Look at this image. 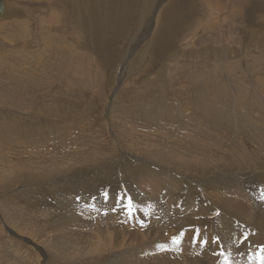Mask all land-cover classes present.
<instances>
[{
    "label": "rangeland",
    "instance_id": "rangeland-1",
    "mask_svg": "<svg viewBox=\"0 0 264 264\" xmlns=\"http://www.w3.org/2000/svg\"><path fill=\"white\" fill-rule=\"evenodd\" d=\"M3 2L6 4L5 8H3ZM0 6H2L0 11V147L3 145L5 149L7 143L4 152L0 148V171L2 170L0 177L7 174V178L3 176L4 180L0 178V186L2 185L0 188V215L2 214L0 216V248L5 239L12 238L15 242H20V246L24 243V246H18V249H21L20 256L24 260L0 251L8 257L1 255L0 264H16L19 261L20 264H106L111 259L113 251L117 250L113 245L116 239L121 243L124 242L125 246L123 249L119 247L118 251L127 257H130L129 248H141L142 245H147V248L137 250L132 257L136 264H147L146 260L151 264H160L163 261L162 256H166L168 249L177 253L182 250L186 252V255L187 253H204L212 256L213 260L200 261L201 258H199L194 261L197 262L196 264H220L221 249L216 243L215 233L216 229L222 226L221 223H227L225 230L231 231L236 236V243L246 245L252 240L251 236L259 231L255 223L256 218L253 224L248 225L216 209L200 195L198 189V185L200 186L205 178L213 180L215 186L218 183L232 186L235 181H242L247 186L255 185L252 188H258L257 193L264 197L262 182L264 170L250 173L247 169H241V167L238 169L231 164L226 165L227 162L223 163V160H226L225 157L222 163L218 160L219 156L223 157L221 152L224 153L231 146V138L218 139L221 143H217V137H213L214 133L210 125H207L206 133H198L196 130L199 140L204 144L208 143L213 151L208 149L209 153L205 155L210 159L208 169H192L189 166H176L171 162L164 165L155 159H150L149 155L157 151V147L162 149L161 136L167 130L164 129V123L159 118L156 119L159 126L157 129L163 130L160 135L159 132L148 133V131H139L131 127L138 124L133 119L138 117V112L155 115L168 110L174 114L181 113V116L191 114V108L194 106L191 105V100L196 98L197 102L200 100L198 102L201 103L200 105L206 104L205 98L201 101L203 96L221 105L225 103V99L232 96L225 97L213 91L225 85L229 90L234 86H241L240 94L245 97L241 95L240 98L243 100L238 99V110L249 107L254 109L258 105L256 99L264 100L262 89L264 87V0H0ZM250 85L255 88L256 96H252L250 91L253 87ZM186 90H190L191 93L189 91L187 93ZM238 94L236 92L233 97H239ZM185 96L193 97V99H187ZM247 99L253 100L248 102ZM239 103L250 106L240 107ZM250 114L256 117L261 115H257L255 111H244V114L240 116L244 120ZM80 119L85 120V123L89 122V124L86 123L88 131L85 130L86 124L83 126L76 122ZM128 119L131 120L128 121ZM257 119L261 120L260 117ZM117 122L120 124L118 125ZM63 123H67V127L75 125L81 130L72 132V128H69L63 132L64 128L61 125ZM241 123L243 124L244 121ZM251 123V126L244 123L245 131H250L252 125L253 129L264 126L261 122ZM228 124L230 127L233 126L229 132L235 130L234 134L229 135L239 137L242 127H238L241 130L237 131L234 125ZM38 127L41 129H37ZM50 127H54L55 132ZM94 128L96 133H93ZM89 129L95 134V138L88 134ZM123 129L125 132L122 136L120 130ZM58 130L64 133L65 138L67 136L68 139H73L69 140L73 148L67 150L68 158L66 159L60 158L65 152L59 151L58 148L57 141L61 142L58 138ZM81 131L83 132L80 133ZM217 135L227 136L228 133ZM39 136L43 138L39 140ZM140 137H143L145 143ZM32 140L36 141V144L39 141V147ZM172 141L175 142V139H166L165 143L173 144ZM241 141L238 139L235 143ZM30 145L35 149L43 147L44 150L42 149V152L35 150ZM136 146H139V150ZM141 151L142 153H139ZM137 154L141 155L137 156ZM25 157L32 158V162L36 160L31 165L40 172L37 173L39 176L34 173L37 176L33 177L36 182H26L25 179H21L19 183L6 184L8 176L10 179L19 176V169L21 170L19 162H22ZM14 161H17V165ZM150 162L151 165H149ZM61 165L64 166L61 168ZM161 165L166 171H172L178 179L191 184L194 190L173 194L169 198L166 195H157L152 199L141 198L134 184L135 174L142 172V168L148 171L159 170L162 168ZM29 166L28 164L25 168ZM46 168L47 172H45ZM125 170L129 173L126 172V174ZM120 171H123V176ZM178 172L183 173L180 176ZM201 172L205 174L200 176ZM80 179L84 180V183ZM56 182L59 184L58 187ZM67 197L73 198L69 199L71 203L66 201ZM94 199L102 200L103 205H97ZM129 199L132 205L131 214L128 209ZM39 201L41 204H38ZM66 206L68 207L65 208ZM67 213L70 215H65ZM111 219L116 223L114 224L116 227L112 226V235L108 233L103 236L96 231L101 230L98 227L104 225L102 222ZM66 220L69 221V225ZM92 220L98 222L97 225L91 222L92 227L88 226L84 235H87L88 231L92 232L91 239L98 238L99 245L108 247L104 253L93 252V255L89 248L76 249L75 247L73 254L70 250L66 251L70 256H62L55 251L57 247L50 249L51 240L54 239L52 237L57 235L60 227L75 226L80 222L85 224ZM149 225L154 227L152 231L149 230ZM54 232L57 233L54 234ZM47 233H50L51 237ZM143 233L151 236L146 240L147 242H142V239L147 236ZM173 237L180 238L178 245L172 243ZM41 242H43V248ZM83 259L85 260L82 261Z\"/></svg>",
    "mask_w": 264,
    "mask_h": 264
},
{
    "label": "bare ground",
    "instance_id": "bare-ground-1",
    "mask_svg": "<svg viewBox=\"0 0 264 264\" xmlns=\"http://www.w3.org/2000/svg\"><path fill=\"white\" fill-rule=\"evenodd\" d=\"M121 1V0H120ZM7 1H5L6 3ZM75 2V1H74ZM80 2V1H79ZM3 2V8L6 7V4ZM84 3V2H83ZM82 4V3H80ZM42 6V5H41ZM40 7V6H39ZM39 10V9H38ZM38 17V16H37ZM142 31V30H141ZM138 32V31H137ZM143 32V31H142ZM141 32V33H142ZM144 34V33H142ZM139 35V34H138ZM148 35V34H147ZM264 36V35H263ZM136 37V36H135ZM134 37V38H135ZM139 39V38H138ZM137 39V40H138ZM141 40L142 39H145V38H140ZM146 43V41L144 42V44ZM149 43V41H148ZM183 59V58H182ZM251 64V63H250ZM242 66V65H241ZM253 67V66H252ZM262 68V67H261ZM233 70V69H232ZM261 70V69H260ZM223 71V70H222ZM235 73V72H234ZM233 73V74H234ZM223 74V73H222ZM230 74V73H228ZM244 74V73H243ZM248 75V74H247ZM221 76V75H220ZM226 76V75H225ZM231 76V74H230ZM229 76V77H230ZM250 76V75H249ZM215 77V75H214ZM227 77V76H226ZM222 78V77H221ZM232 78V77H231ZM234 78V76H233ZM227 79V78H226ZM233 80V79H232ZM224 81V80H223ZM226 82V81H225ZM229 82V81H228ZM196 83V82H195ZM156 84V83H155ZM194 84V83H193ZM217 84V83H216ZM158 85V84H157ZM163 85V83L161 84ZM206 85V84H205ZM203 85V87L205 86ZM212 85V84H211ZM210 85V86H211ZM215 85V84H214ZM225 85V83H224ZM202 86V85H201ZM251 86V85H250ZM248 86V87H250ZM164 87V86H163ZM197 87V86H196ZM219 87V86H218ZM235 87V86H234ZM232 87L230 90L227 89L226 85L225 87H219L218 89H215L213 91V93H218L220 95H223V96H232V98H227L225 99V103L223 104H216V102H213V101H210L207 99V97L203 96V98H199L201 99V101L205 98V102L206 104H202L200 105L198 102H197V99L194 97L193 94V97L195 99L192 98H189V94L187 96H185L187 99H193L191 100L193 102H190L191 105L193 106V108H191V114H188V112H185L187 113L188 115L186 116H181V113L179 114H174L168 110H164L163 108V112L160 113V114H155V115H150L148 113H140L138 112V117H134L133 119L136 120V122H138L137 126L134 125L135 127H131V128H135L137 130H141V131H148L149 132H159L158 134L160 135V133L162 134V131H159L157 129V126H158V123L156 121V119H160L163 123H164V129L166 128L167 130L164 131L165 133L162 134L161 136V140L163 142L162 146L161 147L162 149L160 150V147L157 149L159 150V152L155 151L153 154L151 153V156L149 155V153H147V155H149L150 159H155L157 160L159 163L161 162L162 164H166L167 162H171L173 163L174 165L176 166H189L190 168L194 169V168H201V169H208L207 167L210 165L209 164V157L205 156L209 153V151H207L208 149L212 152V147L207 143V144H204L201 140H199V137L197 135V131L198 133H206V127L207 125H210L211 126V131L214 133V136L213 137H217V143H221V141H219L218 139H225L227 137L231 138V141H230V147L229 149H226L224 153L221 152V155H223V157L219 156V161H221L220 163H222V159L225 157L226 160H223V163L227 162L226 165L228 164H231V165H235L238 169L241 167V169H247L249 171L247 172H250V173H253L252 171H256V170H264V126L262 128H259V127H256V129H253V125L252 127L250 128L251 130L248 131L244 129L243 125H245L244 123L246 122V125L247 124H252L251 122L255 121L259 124V122L262 123V125L264 124V100H255V97H254V100L257 101V106L253 109V108H250L249 106L250 105H242L239 103V106H247L249 107L248 109H244L243 110H238V99H242L240 98L241 95L243 94H240L241 91H242V88L241 86H236L235 88ZM253 87V86H251ZM160 88V87H159ZM158 88V89H159ZM199 88V87H198ZM209 88V87H208ZM230 88V87H229ZM234 88V89H233ZM182 89V88H181ZM207 89V88H206ZM246 89V88H245ZM264 90V87L262 88ZM197 90V89H196ZM199 90V89H198ZM203 90V89H202ZM200 90V91H202ZM210 90V89H209ZM249 90H251L249 88ZM181 91V90H180ZM187 91V90H186ZM189 93L190 90H188ZM187 91V93H188ZM239 93L238 96L239 97H233V95L235 93ZM250 92H252V96L255 95L256 96V90L255 88L253 87V90H251ZM226 93V94H224ZM244 93V92H243ZM249 93V92H248ZM183 94V93H182ZM185 94V93H184ZM183 94V95H184ZM195 94V93H194ZM197 94V93H196ZM212 94V93H211ZM250 95V94H249ZM209 96V95H208ZM244 96V95H243ZM177 97V96H176ZM180 97V96H178ZM197 97V96H196ZM224 97V98H225ZM245 97V96H244ZM209 98V97H208ZM222 98V97H221ZM257 98V97H256ZM207 99V101H206ZM232 99V101H231ZM259 99V98H258ZM216 100V99H214ZM243 100V99H242ZM253 100V99H251ZM250 100V101H251ZM178 101V100H177ZM186 101V100H185ZM188 101V100H187ZM196 101V102H195ZM219 101V100H218ZM224 101V100H223ZM222 101V102H223ZM248 102L249 99H247ZM156 102V101H155ZM167 102V101H166ZM183 102V101H182ZM220 102V101H219ZM240 102V100H239ZM242 102V101H241ZM140 103V102H139ZM221 103V102H220ZM242 103H245L242 102ZM67 104V103H66ZM169 104V103H168ZM176 104V103H175ZM186 104V103H185ZM198 104V105H197ZM249 104V103H248ZM71 105V104H70ZM136 105V104H135ZM158 105V104H157ZM165 105V104H164ZM163 105V106H164ZM172 105V104H171ZM181 105V104H179ZM197 105V106H195ZM138 106V105H137ZM140 106V105H139ZM138 106V107H139ZM237 106V107H236ZM133 107V106H132ZM155 106H151V108H154ZM161 107V105L159 106ZM158 107V108H159ZM156 108V107H155ZM177 108V106H176ZM180 108V107H178ZM238 108V109H237ZM135 109V108H134ZM162 109V108H160ZM167 109V108H166ZM128 110V109H127ZM130 110V109H129ZM157 110V109H156ZM175 110V108H174ZM136 111V110H135ZM177 111V109L175 110ZM180 111V110H178ZM243 111V112H242ZM244 111H255L257 115H259L258 117L261 118V120L257 119L258 117L254 116L253 114H250L248 115V117H246V119L242 120V117L240 116V114L242 115V113L244 114ZM160 112V111H159ZM158 112V113H159ZM182 112H184L182 110ZM133 113H134V110H133ZM251 113V112H250ZM77 114V113H76ZM121 114V113H120ZM183 114V113H182ZM246 114V113H245ZM78 115V114H77ZM116 115V114H115ZM124 115V114H123ZM121 115V116H123ZM81 116V115H80ZM247 116V115H246ZM36 117V116H35ZM120 117V116H119ZM21 118V117H20ZM64 118V117H62ZM86 118V117H85ZM88 118V117H87ZM112 118V117H111ZM117 118V117H116ZM131 118V117H130ZM72 119V118H70ZM114 119V118H113ZM126 119V118H125ZM58 120V119H57ZM64 120H66L64 118ZM63 120V122H64ZM131 120V119H128V121ZM43 121V120H42ZM45 121V120H44ZM87 121V120H86ZM241 121H244V123L242 124ZM32 122V121H30ZM41 122V121H40ZM53 122V121H52ZM60 121H58L59 123ZM78 124H82L84 126L85 123V120L81 121H76ZM116 122V121H115ZM135 122V123H136ZM28 123V122H27ZM36 123V122H35ZM42 123V122H41ZM47 123V122H46ZM50 123V122H49ZM57 123V124H58ZM118 123V122H117ZM232 124L234 125V129H240L242 127V132H240V136H235V135H229L231 133L234 134V131H230V129L233 128L228 126L229 124ZM34 124V123H33ZM44 124V123H43ZM65 124V125H63ZM61 124L62 125V128H64V131H67L69 130V128H72V132H78L79 130L81 129H77L75 127V125H70V126H66L67 123H63ZM89 124V122L87 123ZM87 124L85 126V130L87 129ZM91 124V123H90ZM120 123H118L119 125ZM162 124V123H161ZM228 124V125H227ZM23 125V123H22ZM24 125H25V122H24ZM30 125V124H29ZM42 125V124H41ZM40 125V126H41ZM46 125V124H44ZM56 125V124H55ZM59 125V124H58ZM101 125V124H100ZM111 125V124H110ZM113 125V124H112ZM115 125V124H114ZM132 124H130L131 126ZM261 125V126H262ZM47 126V125H46ZM53 126V125H51ZM98 126V125H97ZM117 126V125H116ZM122 127V125H120ZM125 126V125H124ZM128 126V125H127ZM251 126V125H250ZM159 127V126H158ZM240 127V128H238ZM249 127V126H248ZM246 127V128H248ZM51 128V127H50ZM54 128V127H53ZM53 128H51L53 130ZM57 128V127H56ZM67 128V129H65ZM79 128V127H78ZM99 128V127H98ZM208 128V127H207ZM37 129H41V128H37ZM48 129V128H47ZM58 129V128H57ZM59 129H60V126H59ZM116 129V128H115ZM120 129V128H119ZM124 129H127V128H124ZM123 130H120V133L121 135L123 134V132H125ZM36 130V129H35ZM91 129H89V132L88 134L90 136H94L95 138V134H93L94 132L96 133V128H94V131L93 133L90 131ZM197 130V131H196ZM241 130V129H240ZM54 131V130H53ZM88 131V129H87ZM114 131V130H113ZM248 131V133H247ZM55 132V131H54ZM59 132V137L57 135L58 138L61 139V142H58L57 141V144H59V151L61 150V152H65L63 153L60 158H68V153H67V150H69L70 148H73L72 147V144L69 142V140L71 139H68L69 137L66 136V138L64 137V133L61 131V130H58ZM83 131H81L80 133H82ZM131 132V131H130ZM134 132V130H133ZM132 132V133H133ZM136 132V131H135ZM46 133V132H45ZM50 133V132H49ZM47 133V134H49ZM52 133V132H51ZM85 133V132H84ZM138 133V131H137ZM141 133V132H139ZM224 134V133H228V135H217V134ZM237 133V132H235ZM247 133V134H246ZM37 134V133H36ZM72 134V133H71ZM131 134V133H130ZM144 134V133H142ZM43 135V134H42ZM45 135V134H44ZM52 135V134H50ZM54 135V134H53ZM55 135V136H56ZM127 135V134H126ZM139 135V134H138ZM145 135V134H144ZM147 135V134H146ZM238 135V134H237ZM69 136H72L69 134ZM103 136V135H102ZM120 136V135H119ZM123 136V135H122ZM136 136V135H135ZM134 136V137H135ZM155 136V135H154ZM202 136V134H201ZM5 137V136H4ZM27 137V136H26ZM40 137V136H39ZM42 137V136H41ZM41 137L39 138V140H41ZM53 137V136H52ZM98 137V135H97ZM129 137V136H128ZM131 137V136H130ZM143 137H146V136H143ZM143 137L141 139H143ZM151 137V136H150ZM166 139H175V142L172 141L173 144H169V143H165V138ZM8 138V136L6 137ZM6 138H5V141H6ZM43 138V137H42ZM45 138H47L45 136ZM56 138V137H55ZM55 138H54V141H55ZM65 138V139H64ZM73 138H76V137H73ZM84 138V137H83ZM90 138V137H88ZM116 138V137H115ZM122 138V137H121ZM133 138V137H131ZM130 138V139H131ZM136 138V137H135ZM152 138V137H151ZM158 138V137H157ZM208 138V137H207ZM26 139V138H25ZM34 139V138H33ZM64 139V140H63ZM80 139V138H79ZM137 139V138H136ZM159 139V138H158ZM238 139H241L242 141L244 142H236L235 143V140H238ZM43 140V139H42ZM53 140V138H52ZM57 140V139H56ZM59 140V139H58ZM73 140V139H72ZM106 140V139H105ZM125 140V139H124ZM127 140V138H126ZM134 140V138H133ZM147 140V139H145ZM151 140V139H150ZM149 140V141H150ZM154 140V139H153ZM45 141V140H44ZM60 141V140H59ZM78 141V140H77ZM88 141V140H87ZM92 141V140H91ZM101 141V140H100ZM122 141V140H121ZM135 141V140H134ZM139 141V140H138ZM144 142V139L142 140ZM158 141V140H156ZM155 141V142H156ZM169 141V140H167ZM8 142V140H7ZM29 142V141H28ZM33 142V140H32ZM36 142V141H35ZM33 142V143H35ZM39 142V141H38ZM38 142H37V147L38 146ZM118 142V141H117ZM120 142V141H119ZM136 142V141H135ZM214 142V141H213ZM212 142V143H213ZM49 143V142H48ZM46 143V144H48ZM81 143V142H80ZM79 143V145H80ZM85 143V142H84ZM89 143V142H88ZM103 143V142H102ZM116 143V142H115ZM138 143V142H137ZM145 143V142H144ZM149 143V142H148ZM147 143V144H148ZM42 142L39 143V145L41 146ZM50 144V143H49ZM77 144V143H75ZM86 144V143H85ZM117 144V143H116ZM115 144V145H116ZM125 144V142H124ZM153 144V143H152ZM34 145V144H32ZM30 145V146H32ZM129 145V144H128ZM139 145V143H138ZM145 145V144H144ZM43 146V145H42ZM47 146V145H46ZM50 145H48L49 147ZM56 147L58 145H55ZM88 146V145H87ZM99 146V145H98ZM114 146V145H112ZM123 146V145H122ZM142 146V145H141ZM140 146V147H141ZM149 146V145H148ZM159 146V145H158ZM161 146V145H160ZM218 145L215 143V147H217ZM234 146V147H233ZM34 148V146H32ZM111 147V146H110ZM116 147V146H115ZM114 147V148H115ZM137 147V146H136ZM139 147V146H138ZM137 147V149H138ZM144 147V146H143ZM155 147V146H154ZM2 152H4V150H6L7 148V143L5 145V149L3 148V145L0 147ZM52 148V147H51ZM92 148V147H90ZM117 148V147H116ZM129 148V147H128ZM127 148V149H128ZM222 148V147H221ZM35 149V148H34ZM37 150H41L42 152V149L40 147L39 148H36ZM35 149V150H36ZM81 149H83L81 147ZM80 151H83L81 150ZM95 149V148H94ZM126 149V148H125ZM130 149H133L130 147ZM136 149V148H135ZM134 149V150H135ZM147 149V148H146ZM44 150V149H43ZM55 150V148H54ZM57 150V149H56ZM73 150V149H72ZM89 150V149H88ZM139 150V149H138ZM137 150V151H138ZM148 150V149H147ZM150 150V149H149ZM31 151V150H30ZM34 151V150H33ZM49 153L50 151L47 150ZM53 151V150H52ZM79 151V150H78ZM98 151V150H97ZM114 151V150H113ZM128 151H132V150H128ZM145 151V150H144ZM153 151V150H152ZM161 151V152H160ZM40 152V151H39ZM44 152V151H43ZM96 152V151H95ZM135 152V151H134ZM74 153V152H73ZM133 153V152H132ZM139 153H142L139 152ZM146 153V152H145ZM28 154V152H27ZM26 154V155H27ZM32 154V153H31ZM48 154V153H46ZM51 154V153H50ZM61 154V153H60ZM77 154V153H76ZM95 154V153H94ZM121 154V153H120ZM134 154V153H133ZM144 154V153H143ZM142 154V155H143ZM30 155V154H29ZM36 155V154H35ZM43 155V154H42ZM53 155H54V152H53ZM58 155V154H57ZM103 155V154H102ZM105 155V154H104ZM138 155H141V154H137ZM145 155V154H144ZM146 155V156H147ZM37 156V155H36ZM38 156H41V155H38ZM50 156V155H49ZM210 156V155H209ZM21 157V156H20ZM32 157V156H31ZM57 157V156H56ZM106 157V156H104ZM136 157V156H135ZM142 157V156H141ZM144 157V156H143ZM148 157V158H149ZM213 157V156H212ZM218 157V156H216ZM42 158V157H41ZM55 158V157H54ZM70 158V157H69ZM134 158V157H133ZM138 158V157H137ZM147 158V159H148ZM32 159V158H31ZM31 159L28 157H25L24 160L22 162H19L21 163L20 167H21V170L19 169V176H15L13 177V179H10V176H8V179L6 180V184L10 183V182H20L21 179H25L26 182L28 181H32V183L36 182L35 178L33 177H37L34 175V173H40L38 172L39 170H37L36 168H34L33 165L35 163L36 160H34V162L31 161ZM78 159V158H77ZM103 159V158H102ZM107 159V158H105ZM129 159V158H128ZM144 159V158H142ZM148 159V160H150ZM215 159V158H214ZM213 159V160H214ZM33 160V159H32ZM45 160V159H44ZM76 160V159H75ZM74 160V161H75ZM52 161V159L50 160ZM68 161V160H67ZM72 161V160H70ZM73 161V162H74ZM26 162V164L24 163ZM44 162V161H43ZM90 161H88L89 163ZM98 162V161H97ZM149 162V161H148ZM152 162V161H151ZM151 162L149 165H151ZM216 163H218L216 160H215ZM1 163V161H0ZM14 163H16L17 165V161ZM12 163V164H14ZM37 163V162H36ZM40 163V162H39ZM42 163V162H41ZM49 163V161H48ZM57 163L59 164V161H57ZM67 163V162H66ZM106 163V162H105ZM154 163V162H153ZM157 163V162H156ZM28 164L30 165L29 168H25L26 166H28ZM143 164V163H141ZM6 165V164H5ZM11 165V164H10ZM69 165V164H67ZM110 165V164H109ZM148 165V164H146ZM154 165V164H153ZM152 165V166H153ZM173 165V167H174ZM14 166V165H13ZM57 166V165H55ZM54 166V167H55ZM62 166L64 165H61V168ZM72 166V165H71ZM74 166V165H73ZM72 166V167H73ZM121 166V165H120ZM137 166V164H136ZM144 166V165H143ZM162 166V165H161ZM217 166V165H215ZM221 166V165H220ZM223 166V165H222ZM4 167V166H3ZM9 167V166H8ZM42 167V166H41ZM46 167V165H45ZM66 167V166H65ZM71 167V168H72ZM80 167V166H79ZM84 167V166H82ZM86 167V166H85ZM146 167V166H145ZM149 166H147L148 168ZM212 167V166H211ZM229 167V166H228ZM15 168V166H14ZM56 168V167H55ZM64 168V167H63ZM67 168V167H66ZM163 168V169H162ZM161 169L159 170H152L151 171H148L146 170V168H142V172L140 171L139 173L135 174V178H134V184H136V187L138 189V193L140 196H142L141 198L143 199H152L154 196H157V195H166L168 198L173 195V194H179L183 191H193L194 188H192L191 184H187L185 181L183 182L182 180L178 179L177 177H175V174L173 173L172 174V171H166L164 166H162ZM233 168V167H232ZM7 169V168H6ZM36 169V170H34ZM116 169V168H115ZM127 169V168H126ZM15 170V169H14ZM45 170V169H43ZM53 169H51L52 171ZM82 170V169H81ZM138 170V169H137ZM136 170V171H137ZM174 170V169H173ZM176 170V169H175ZM188 170V169H187ZM7 171V170H6ZM61 171V170H60ZM69 171V170H68ZM77 171V169H76ZM75 171V172H76ZM195 171V170H194ZM201 171V170H200ZM260 171V172H261ZM2 172V170L0 171ZM47 172V168H46V171ZM49 172H50V169H49ZM74 172V171H73ZM72 172V174H73ZM121 172V171H120ZM123 172V171H122ZM121 172V173H122ZM128 172V170H125V173ZM197 172V171H196ZM235 172V171H234ZM67 173V172H66ZM70 173V172H68ZM78 173V171H77ZM129 173V172H128ZM180 172H178L179 174ZM183 173V172H181ZM181 173H180V176H181ZM246 173V172H245ZM244 173V174H245ZM3 174V173H2ZM6 174V172H5ZM62 174V172H61ZM127 174V173H126ZM131 174V173H130ZM203 174H205L204 172L202 173L201 172V175L202 176ZM208 174V173H207ZM212 174V173H211ZM211 174H209L211 176ZM229 174V173H227ZM234 174V173H233ZM259 174V173H258ZM256 174V175H258ZM264 174V173H262ZM7 175V174H6ZM6 175L4 176V178H7ZM10 175V174H9ZM39 176V174H37ZM50 175V174H49ZM48 175V177H49ZM54 176V174H51ZM60 175V174H59ZM124 174L122 173V176ZM208 175V176H209ZM214 175V174H213ZM212 175V176H213ZM248 175V174H246ZM255 175V174H254ZM3 176L1 179H3ZM47 176V175H46ZM66 176V175H65ZM77 176V175H76ZM197 176V175H196ZM199 176V175H198ZM207 176V177H208ZM220 176V175H219ZM223 176V175H222ZM261 176V175H259ZM42 177V176H41ZM43 180V178H41ZM60 177V176H58ZM63 177V175H62ZM67 177V176H66ZM82 177V176H80ZM183 177V176H182ZM217 177V176H216ZM225 177V176H224ZM224 177H220V178H224ZM243 177V176H242ZM253 177V176H252ZM184 178V177H183ZM205 178V177H204ZM214 178V177H213ZM219 178V179H220ZM237 178V177H236ZM251 178V177H250ZM255 179H257L256 177H254ZM263 178V177H261ZM47 179V178H45ZM67 179V178H66ZM75 179V178H74ZM187 179H189L187 177ZM186 179V180H187ZM4 180V179H3ZM65 180V179H64ZM69 180V179H68ZM81 180V179H80ZM185 180V179H184ZM190 180V179H189ZM200 180V179H199ZM203 180V179H202ZM216 180V179H215ZM222 180V179H221ZM228 180V179H226ZM264 180V179H263ZM262 180V182L264 183V181ZM1 181V180H0ZM41 181V180H39ZM54 181V180H53ZM67 181V180H66ZM70 181V180H69ZM72 181V180H71ZM83 183H84V180H81ZM80 181V183H81ZM91 181V180H90ZM93 181V180H92ZM136 181V182H135ZM198 181V180H197ZM218 181V180H217ZM232 181V180H230ZM234 181V179H233ZM254 181V180H253ZM259 181V180H257ZM3 182V181H2ZM51 182V181H50ZM77 182V180L75 181ZM192 182H193V179H192ZM229 182V181H228ZM57 183V182H56ZM105 183V182H104ZM191 183V182H190ZM223 183V182H222ZM251 183V182H250ZM258 183V182H257ZM5 184V183H4ZM24 184V183H23ZM102 184V183H101ZM248 184V183H247ZM260 184V183H259ZM262 184V183H261ZM18 185V184H17ZM58 183H57V187H58ZM69 185V183H68ZM78 185V184H76ZM98 185V184H97ZM216 185V184H215ZM214 185V181L213 180H206V178L201 182V185L199 186L198 185V189L200 191V195L202 197H204L207 202L213 204L215 206L216 209L226 213V214H229V215H232L236 218H238L239 220L247 223L248 225H251L253 224V220L254 218H256L255 220V223L257 225V229L259 230L258 232L254 233L251 238L252 240L246 244V245H243V244H238L236 243V236L231 232V231H227L225 230V227L227 225V223H221L222 226L221 227H218L216 229V233H215V239H216V243L219 245L220 249H221V253L223 252V255H221V263L220 264H225V259L227 258V262L228 264H261V261L259 259V257L261 256H264V197L260 196L257 191H258V188H252V186H255V185H252L250 184L249 186H247L245 183H243L242 181H235L232 186H228V185H225V184H221V183H218L217 186ZM2 186V185H1ZM0 186V188H1ZM19 186V185H18ZM75 186V185H74ZM129 186V185H128ZM196 186V185H195ZM8 187V186H7ZM7 187H5L7 189ZM51 187V186H50ZM80 187V186H79ZM49 188V187H47ZM76 188V187H75ZM81 188V187H80ZM216 188H217V191H216ZM3 189V188H2ZM25 189V188H24ZM34 189V187L32 188ZM84 189V188H83ZM89 189V188H88ZM94 189V188H92ZM193 189V190H192ZM36 190V189H35ZM71 190V189H70ZM98 190V189H97ZM133 190V189H132ZM135 190V189H134ZM54 191V190H53ZM72 191V190H71ZM80 191V190H79ZM78 191V192H79ZM136 191V190H135ZM2 192V191H1ZM5 192V190H4ZM22 192V191H21ZM50 192V191H49ZM75 193V191L73 192ZM85 193V192H84ZM92 193V192H91ZM99 193V192H98ZM2 194V193H1ZM62 194V193H61ZM72 194V193H71ZM4 195V194H3ZM25 195V194H24ZM29 195H31L29 193ZM50 195V194H49ZM84 195V194H83ZM54 196V195H52ZM77 196V195H75ZM7 197V196H6ZM43 197V196H42ZM46 197V196H45ZM55 197V196H54ZM85 197V196H84ZM51 198V197H50ZM53 198V197H52ZM64 198V197H63ZM38 199V198H36ZM47 199V198H45ZM49 199V197H48ZM55 199V198H54ZM70 197H67L66 201H69ZM73 199V198H71ZM70 199V200H71ZM41 200V199H40ZM43 200V198H42ZM75 200V199H74ZM46 201V200H45ZM55 201H57L55 199ZM63 201V200H62ZM73 201V200H72ZM61 202V201H60ZM70 202V201H69ZM94 202L97 204V205H103V201L100 200V199H94ZM37 203V202H36ZM35 203V204H36ZM40 203V201L38 202V204ZM45 203V202H44ZM68 203V202H67ZM71 203V202H70ZM75 203V202H74ZM29 204V203H28ZM32 204V203H31ZM34 204V205H35ZM41 204V203H40ZM74 205V204H73ZM38 206V205H37ZM68 206H66L65 208H67ZM64 208V209H65ZM30 209V208H29ZM33 209V208H32ZM35 209V207H34ZM61 208L59 207V210ZM66 210V209H65ZM69 210V209H68ZM73 210V209H72ZM38 211V210H37ZM36 211V213H37ZM46 212V211H45ZM62 212V210H61ZM60 212V213H61ZM66 213V211H64ZM68 212V211H67ZM70 212V211H69ZM34 213V211H33ZM59 213V212H58ZM49 214V213H48ZM47 214V215H48ZM2 215V214H1ZM0 215V216H1ZM64 215V213H63ZM65 215H70V214H65ZM56 218V217H55ZM60 218V217H59ZM63 218V217H62ZM70 218V217H68ZM52 219V217H51ZM71 219V218H70ZM69 219V221H70ZM76 219V218H75ZM58 220V218H57ZM63 220V219H62ZM65 220V219H64ZM74 220V219H73ZM220 220V219H219ZM50 221V220H49ZM55 221V220H54ZM69 221L66 222L68 223L69 225ZM75 221V220H74ZM23 222V221H22ZM25 222V221H24ZM23 222V223H24ZM60 222V221H59ZM64 222V221H63ZM91 222H93L92 224H96L98 222H96L95 220H92L90 222H87L84 224V222H80L79 224L75 225V226H68L67 223L65 225H67L66 227H60L59 228V231L57 233V235L55 237H52L54 238L52 241V245L50 246V244L47 246H50V249L52 248H55V251L59 252L60 255L62 256H70L69 254H67L68 251H72L71 254H73V252H75L74 248L76 247V249H80L81 248H89V251L90 253H93V252H102L104 253L106 251V249L108 248L107 246H104L103 247V244L102 245H99V242L97 241V239L93 238L91 239V235L93 236V234L89 233V231L87 232V235H84V232L85 230H87L88 226H91ZM54 223V222H53ZM73 223V222H71ZM104 223V225H102V227H98L99 229L101 230H96L98 233L102 234L103 236L107 235L108 233L112 235L113 233V227L112 226H115L116 223L111 219L109 221H104L102 222ZM101 223V224H102ZM40 224V223H38ZM56 224V223H55ZM60 224V223H59ZM115 224V225H114ZM118 224V223H117ZM37 225V224H36ZM48 225V223H47ZM50 225V224H49ZM52 222H51V226H52ZM63 225V224H62ZM61 225V226H62ZM97 225V224H96ZM125 225V224H124ZM3 226V225H2ZM7 226V225H6ZM35 226V225H34ZM39 226V225H38ZM41 226V225H40ZM58 226V225H57ZM99 226V225H98ZM119 226V225H118ZM122 226V225H121ZM120 226V227H121ZM13 227V226H12ZM18 227V226H17ZM16 227V228H17ZM32 227V226H31ZM37 227V226H35ZM92 227V226H91ZM116 227V226H115ZM125 227V226H124ZM123 227V229H124ZM20 228V227H18ZM22 228V227H21ZM28 228V227H27ZM50 228V227H49ZM54 228V227H53ZM96 228V227H95ZM126 228V227H125ZM149 230L152 231V229L154 228L152 225H149ZM15 229V228H14ZM26 229V228H25ZM24 229V230H25ZM30 229V228H29ZM28 229V230H29ZM51 229V228H50ZM93 229V228H92ZM116 229V228H115ZM127 229V228H126ZM141 229H145V228H141ZM140 229V230H141ZM16 230H19V229H16ZM22 230V229H21ZM39 230V229H38ZM125 230V229H124ZM134 230V229H133ZM138 230V229H137ZM148 230V231H149ZM33 231V230H32ZM53 231V230H52ZM56 231V230H55ZM94 231V230H93ZM129 231V230H127ZM147 231V232H148ZM6 232V231H4ZM15 232V231H13ZM35 232V231H34ZM38 232V231H37ZM122 232V231H121ZM144 232V231H143ZM19 233V232H17ZM23 233V231H22ZM29 233V232H28ZM54 232V234H56ZM86 233V232H85ZM120 233V232H119ZM126 233V231L124 232V234ZM128 233V232H127ZM149 233V232H148ZM6 234V233H5ZM16 234V233H15ZM50 234V233H49ZM47 233V235H49ZM53 234V233H52ZM53 234V236H54ZM144 234V233H143ZM147 236L144 237L142 239V242L143 241H146L148 240L151 236L150 234H147L145 233ZM144 234V235H145ZM30 235V234H28ZM95 235V234H94ZM119 235V234H118ZM126 235V234H125ZM130 235V233H129ZM134 235V234H133ZM140 234H138L139 236ZM4 236V235H3ZM17 236V235H16ZM19 236V235H18ZM50 236V235H49ZM132 236V235H130ZM135 236V235H134ZM201 236V235H199ZM205 236V235H204ZM11 237V236H10ZM28 237V236H27ZM32 237V236H31ZM51 237V236H50ZM100 237V236H99ZM116 237V236H115ZM14 238V237H13ZM24 238V237H23ZM33 238V237H32ZM44 238V237H43ZM102 238V237H101ZM129 238V237H128ZM20 239V238H18ZM22 239V238H21ZM37 239V238H36ZM51 239V238H50ZM126 239V238H125ZM130 239V238H129ZM6 240V241H5ZM4 243H2V246L0 248V251H3L7 254H10L12 257H16V258H22L20 256V250L21 249H18V246H20V242H15V240H13L12 238H10L9 240L5 239ZM26 240H29V239H26ZM46 240V239H45ZM44 240V241H45ZM100 240V239H99ZM103 240V239H102ZM123 240V239H122ZM135 240V239H134ZM133 242H136L134 241ZM31 241V240H30ZM35 242L37 240H34ZM43 241V240H42ZM47 241V240H46ZM49 241V240H48ZM139 241V240H138ZM1 242V241H0ZM39 242V241H38ZM147 242V241H146ZM43 242H41V246L43 248V245H42ZM45 243V242H44ZM49 243V242H48ZM124 243V242H123ZM123 243H121L120 241H114L113 242V245L114 247H116V251H113V255L111 256V259L108 261V263L106 262V264H136L135 263V260L132 258L134 255H135V252L137 250H144L145 248H147V245L145 244L141 246V248H129L131 251L129 253V256L130 257H127V256H123L119 251V247L123 249V247L125 246ZM138 243V242H137ZM1 244V243H0ZM24 244V243H23ZM23 244H21V246H24ZM26 244V243H25ZM36 244V243H34ZM109 244H111V242H109ZM143 244V243H142ZM38 244H36L37 246ZM94 247H93V246ZM99 245V246H98ZM20 246V247H21ZM26 246V245H25ZM136 246V245H135ZM27 247V246H26ZM25 247V249H26ZM32 247V246H31ZM30 247V248H31ZM48 248V247H46ZM33 249V248H31ZM37 250V249H36ZM39 250V249H38ZM74 250V251H73ZM114 250V249H113ZM158 250L159 252H161V249L160 247H158ZM45 251V250H44ZM67 251V252H66ZM77 251V250H76ZM38 252V251H37ZM80 252V251H79ZM82 252V251H81ZM84 252V250H83ZM82 252V253H83ZM86 252V251H85ZM5 253H2L0 252V257L1 255H4L5 257H7L5 255ZM24 253V252H23ZM70 253V252H69ZM53 254H54V251H53ZM65 254V255H63ZM77 254V253H75ZM85 254V253H83ZM87 254V253H86ZM85 254V255H86ZM29 255V254H28ZM90 255V254H89ZM94 255V253H93ZM101 255V254H100ZM30 256V255H29ZM88 256V254H87ZM87 256H85L87 258ZM98 256V255H97ZM33 257V256H32ZM31 257V258H32ZM54 257V256H53ZM84 257V256H83ZM100 257V256H99ZM8 258V257H7ZM27 258V256L25 257ZM37 258V256H36ZM61 258V257H60ZM77 258V256H76ZM79 258V257H78ZM94 258V257H93ZM96 258V257H95ZM163 258V261L162 263L160 264H196L197 262H194L195 260L201 258L200 261H203V260H207L209 261L210 259H212V256L210 257L209 255L207 254H204V253H187L186 255V252L185 251H182V250H179L178 253L174 250H167L166 251V256H162ZM41 259V258H40ZM58 259V258H57ZM75 259V258H74ZM101 259V258H100ZM1 260V258H0ZM21 260V259H20ZM24 260V259H23ZM28 259H26L27 261ZM35 260V259H34ZM42 260V259H41ZM55 260V259H54ZM53 260V261H54ZM70 260V258H69ZM81 260V259H80ZM85 259H83L82 261H84ZM90 260V259H89ZM88 260V261H89ZM213 260V259H212ZM31 261V260H29ZM36 261V260H35ZM52 261V260H51ZM72 261V260H71ZM76 261V260H75ZM55 262V261H54ZM53 262V263H54ZM64 262V261H63ZM78 262V261H77ZM80 262V261H79ZM147 264H151L149 263L147 260L145 261ZM24 263V262H23ZM27 263V262H26ZM40 263V262H39ZM75 263V262H74ZM92 263V262H91ZM10 264V263H9ZM16 264H20V261L19 263H16ZM77 264V263H76Z\"/></svg>",
    "mask_w": 264,
    "mask_h": 264
},
{
    "label": "snow or ice",
    "instance_id": "snow-or-ice-1",
    "mask_svg": "<svg viewBox=\"0 0 264 264\" xmlns=\"http://www.w3.org/2000/svg\"><path fill=\"white\" fill-rule=\"evenodd\" d=\"M105 197H107V193H105ZM128 209H129V213L131 214V211H132L131 199H129ZM245 239H247L246 236H245ZM214 242H216V241H214ZM172 243L178 245L180 243V238L179 237H173ZM203 243H207V241H203ZM161 247H163V246H161ZM221 255H223V252L221 253ZM259 259L261 261V264H264V256L259 257ZM225 264H228L227 258L225 259Z\"/></svg>",
    "mask_w": 264,
    "mask_h": 264
},
{
    "label": "water",
    "instance_id": "water-1",
    "mask_svg": "<svg viewBox=\"0 0 264 264\" xmlns=\"http://www.w3.org/2000/svg\"><path fill=\"white\" fill-rule=\"evenodd\" d=\"M0 11H2V6H0Z\"/></svg>",
    "mask_w": 264,
    "mask_h": 264
}]
</instances>
